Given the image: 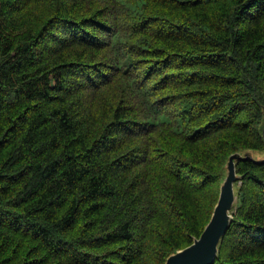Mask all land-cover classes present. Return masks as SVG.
I'll list each match as a JSON object with an SVG mask.
<instances>
[{"label":"trees","instance_id":"trees-1","mask_svg":"<svg viewBox=\"0 0 264 264\" xmlns=\"http://www.w3.org/2000/svg\"><path fill=\"white\" fill-rule=\"evenodd\" d=\"M235 153L264 264V0H0V264H164Z\"/></svg>","mask_w":264,"mask_h":264},{"label":"water","instance_id":"water-1","mask_svg":"<svg viewBox=\"0 0 264 264\" xmlns=\"http://www.w3.org/2000/svg\"><path fill=\"white\" fill-rule=\"evenodd\" d=\"M250 158H252L250 153L244 155L235 153L229 157L219 197L209 222L191 245L177 250L166 259L164 264H214L219 243L230 227L232 212L237 201L234 187L238 179L235 161Z\"/></svg>","mask_w":264,"mask_h":264}]
</instances>
